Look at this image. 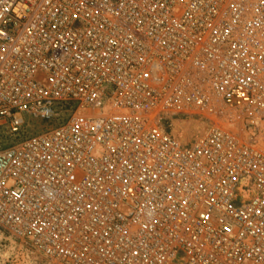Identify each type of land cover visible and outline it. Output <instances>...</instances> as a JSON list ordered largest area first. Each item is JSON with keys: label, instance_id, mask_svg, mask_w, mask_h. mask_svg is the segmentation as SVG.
I'll return each mask as SVG.
<instances>
[{"label": "built area", "instance_id": "obj_1", "mask_svg": "<svg viewBox=\"0 0 264 264\" xmlns=\"http://www.w3.org/2000/svg\"><path fill=\"white\" fill-rule=\"evenodd\" d=\"M32 118L57 123L3 147ZM0 235L264 264V0H0Z\"/></svg>", "mask_w": 264, "mask_h": 264}, {"label": "rangeland", "instance_id": "obj_2", "mask_svg": "<svg viewBox=\"0 0 264 264\" xmlns=\"http://www.w3.org/2000/svg\"><path fill=\"white\" fill-rule=\"evenodd\" d=\"M56 123L57 120H52V122H43L32 118L23 130V135H10L4 140L2 145L3 147H6L15 144L24 139L25 136H30L46 130ZM0 264H48V261L37 253L30 244L19 242L15 243L12 240H6V238H3L0 235Z\"/></svg>", "mask_w": 264, "mask_h": 264}, {"label": "bare ground", "instance_id": "obj_3", "mask_svg": "<svg viewBox=\"0 0 264 264\" xmlns=\"http://www.w3.org/2000/svg\"><path fill=\"white\" fill-rule=\"evenodd\" d=\"M190 124H192V122H189L188 124H185L184 122H179V123H177L176 124V129H175V131H174V134H177L178 136H180V137H184L183 136V134H181V133H179V131H178V129L180 128V127H184L185 126V128H188L189 126H190ZM196 126H198V124H195Z\"/></svg>", "mask_w": 264, "mask_h": 264}]
</instances>
